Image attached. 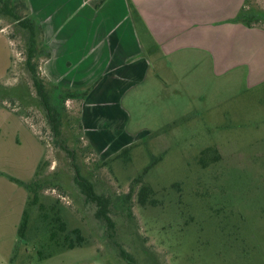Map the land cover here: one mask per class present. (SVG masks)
<instances>
[{
	"label": "rangeland",
	"instance_id": "1",
	"mask_svg": "<svg viewBox=\"0 0 264 264\" xmlns=\"http://www.w3.org/2000/svg\"><path fill=\"white\" fill-rule=\"evenodd\" d=\"M245 10L264 29V0H247ZM29 46L28 32L0 14V167L35 184L39 196L27 233L34 240L13 249L5 222L0 264L12 251L14 264H129L121 250L135 264H264V66L252 75L246 67L215 72L198 54L180 58L163 76L167 88L130 96L122 123L84 116L83 100L63 106V92L46 83L61 115L56 136L26 66ZM39 53L41 73V44ZM75 167L109 199L114 228L86 201ZM144 185L153 191L145 206ZM41 205L79 229L84 246L68 250L61 235L60 246L42 249L49 232Z\"/></svg>",
	"mask_w": 264,
	"mask_h": 264
},
{
	"label": "crops",
	"instance_id": "2",
	"mask_svg": "<svg viewBox=\"0 0 264 264\" xmlns=\"http://www.w3.org/2000/svg\"><path fill=\"white\" fill-rule=\"evenodd\" d=\"M25 2L27 16L41 28L40 77L58 89L88 92L80 107L83 115L107 113L122 123L119 115L128 114L130 96L144 97L148 88L161 87L163 76L171 74L170 63L191 54L209 59L218 72L263 71L264 29L234 22L247 0ZM10 178L15 176L0 167V243L7 222L14 249L28 193ZM12 253L5 263L11 264Z\"/></svg>",
	"mask_w": 264,
	"mask_h": 264
},
{
	"label": "trees",
	"instance_id": "3",
	"mask_svg": "<svg viewBox=\"0 0 264 264\" xmlns=\"http://www.w3.org/2000/svg\"><path fill=\"white\" fill-rule=\"evenodd\" d=\"M21 9L25 10L26 15L28 13V7L25 2V0H16L15 2H12L11 0H0V14L5 17H10L14 20V22L18 23L25 31L29 34L30 39V46H29V53L27 57L26 66L29 70V72L32 75V80L34 87L36 89V92L38 94V97L41 101L42 107L46 112V115L49 119V122L52 125V129L56 136L60 134V112L59 107L56 106L53 103L51 93L48 91L46 87V83L43 81V79L40 77V74L38 72V65L35 63V60L39 59L40 57V43H39V32L41 31L40 26L35 22L34 19L28 16H22ZM258 20V19H257ZM235 23H242L246 25L247 27L253 28L257 25L259 21H254V19L248 17L245 7L242 10L241 14L238 16L236 20H234ZM257 27V26H256ZM60 93V96L58 97L61 101L63 106L68 100H84L88 92L83 93H76L73 91H65L63 89L56 88ZM83 98V99H82ZM62 148L67 151V153L70 155V157L75 160L74 151L68 149L65 145L61 144ZM131 148H126L122 150V152L117 156L119 159H121L123 156L128 155L130 153ZM208 151L204 152V155L207 154ZM76 169V182L81 189V192L85 196V199L88 203L96 204L98 207L97 217L110 227L114 228V221L109 215V206L110 201L105 196L99 195L96 192L94 184L81 176L80 170L78 167H75ZM150 168H147L144 171L143 175H146L149 172ZM10 180L21 187L25 188L30 194L33 193V201L27 202L26 208L23 212L22 220L20 222V226L18 229V241L19 242H31L34 239L28 238L27 233L30 226V208L31 206L37 205L39 201V196L36 189H33V186L35 184L33 183H26L14 178H10ZM142 180V177L140 178V181ZM153 194V191L150 187L144 185L139 194V201L140 203L145 206ZM41 214H40V220L42 223L45 224V229L47 228L49 232V238L46 242L45 240L42 241L41 248L51 246L54 244L56 246H60L57 242L60 239V236H64V244L67 247L68 250H74L76 248H81L86 243V239L83 237L82 232L79 229L69 230L67 222L63 219V217L60 215L59 212H54L53 214L46 211L44 206H40ZM52 215V216H51ZM18 246V245H17ZM42 251V250H41ZM38 251L39 259H47L51 258L52 255H44L43 252ZM16 254L11 259V264L15 263ZM121 257L128 262L129 264H135L131 257L121 250Z\"/></svg>",
	"mask_w": 264,
	"mask_h": 264
}]
</instances>
